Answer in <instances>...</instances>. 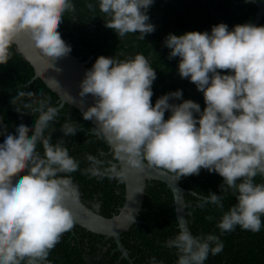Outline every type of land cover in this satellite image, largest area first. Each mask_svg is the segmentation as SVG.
Listing matches in <instances>:
<instances>
[{"label": "clouds", "instance_id": "clouds-1", "mask_svg": "<svg viewBox=\"0 0 264 264\" xmlns=\"http://www.w3.org/2000/svg\"><path fill=\"white\" fill-rule=\"evenodd\" d=\"M97 2L107 16L105 26L120 37L139 32L144 39L155 30L148 15L154 0ZM73 7L72 0H0V65L8 62L10 47L22 32L51 59L52 67L67 56L72 47L57 29ZM164 44L169 58L179 57L180 77L203 93L205 107L202 110L192 99L170 102L182 98V89L159 96L153 104L156 71L142 53L125 59L98 56L85 71L78 94L93 97L83 119L97 122L95 130L111 146L113 159H101L103 152L87 154V172L122 182L129 171L146 168L172 173L175 179L199 174L201 168L216 172L223 177L221 192L231 189L237 200L223 213L218 228L228 232L239 225L258 232L264 183L253 178L264 175V25L249 22L229 29L220 22L210 31L169 33ZM33 111L39 112L34 123L17 121L0 132V264H48L49 251L74 223L66 201L80 197L79 186L64 175L79 168L64 146V137L77 128L66 121L63 136L53 143L45 130L58 108L41 99ZM29 127L33 131L27 135ZM140 191L137 186L135 192ZM209 193L199 206L211 202L223 208L221 194ZM165 245L177 250V264H204L209 253L215 255L224 247L213 233L193 236L183 228ZM150 264L163 262L150 257Z\"/></svg>", "mask_w": 264, "mask_h": 264}, {"label": "trees", "instance_id": "trees-1", "mask_svg": "<svg viewBox=\"0 0 264 264\" xmlns=\"http://www.w3.org/2000/svg\"><path fill=\"white\" fill-rule=\"evenodd\" d=\"M260 0H154L148 8L150 22L155 30L145 34L127 33L120 37L115 30L105 26L107 16L101 12L97 0H72L74 7L65 12L58 27L61 37L72 47L71 53L82 61H89L91 68L100 55L116 56L125 59L136 53H142L156 71L153 81L154 104L156 99L176 89H182V98L170 102L180 103L183 99H192L205 107L203 93L187 78L178 73L179 57L169 58L170 49L164 40L169 33L183 34L187 31H210L211 26L224 22L231 29L236 24L253 23ZM91 3L92 8L88 5ZM259 25H264V16ZM10 59L0 65V132L12 128L17 121L34 123L39 116L38 101L46 99L52 106L59 104L57 96L45 83L34 79L32 66L23 59L14 45L10 47ZM227 72L228 70H218ZM19 90V91H17ZM170 113L165 112V119ZM71 121L77 128L72 136L64 137V146L69 154L79 161V168L66 173L79 186V199L90 209L110 218L119 212L125 197L124 184L105 176L99 178L87 172L89 161L87 154L99 156L108 161L113 159L112 150L95 127L83 119L75 108L65 104L58 109L56 118L49 123L45 135L51 133L52 142L63 136L61 126ZM33 129H26L30 135ZM37 150L43 154V146L37 143ZM23 174V170H18ZM172 174V173H171ZM174 175V174H173ZM175 176V175H174ZM180 185L195 195L185 194V208L189 212L187 220L193 236L213 233L223 241V250L215 255L209 253L206 264H264V215L258 232L246 230L237 225L234 230L221 232L217 223L223 213L237 203L231 189L221 192L223 182L216 172L201 168L199 174L180 177ZM255 183H264V177L255 176ZM239 182V181H238ZM226 187V186H225ZM209 192L221 194L224 207L219 208L211 202L200 207ZM99 201L100 207H94ZM139 223L122 234L121 242L127 250L133 264H150V257H156L163 264H177V250L165 245V241L179 233L178 222L173 206V195L167 186L159 181L146 183L145 196ZM48 264H129L120 257L113 239L87 232L75 226L73 232H64L59 242L49 251Z\"/></svg>", "mask_w": 264, "mask_h": 264}, {"label": "water", "instance_id": "water-1", "mask_svg": "<svg viewBox=\"0 0 264 264\" xmlns=\"http://www.w3.org/2000/svg\"><path fill=\"white\" fill-rule=\"evenodd\" d=\"M255 4L258 10L252 24L258 25L264 16V0L255 1ZM12 44L23 59L32 66L34 70L33 78L41 79L49 90L57 96L58 109L67 104L83 115V111L94 102L91 94L84 97H80L78 94L80 81L84 78L85 71L89 69L87 67L89 61H82L80 57L70 52L67 56L58 58L52 67L53 62L51 59L39 52L26 33L23 32L14 39ZM57 68L60 71H56ZM88 121L94 127H99L95 120ZM109 147L111 148L110 145ZM262 176L264 177V175ZM148 181H159L167 186L173 195V206L179 230L183 228L191 233L187 220L189 212L185 208L184 195H198L191 190L184 189L180 185L181 179H175L173 174L150 168H146L144 172L136 170L128 172L126 180L121 181L125 188L123 205L119 212L110 218L93 211L80 199L76 202L66 201V206L72 211L74 217L73 226L69 230L73 232L74 227L79 226L92 234L103 236L106 239H113L116 250L120 252V257L125 258L129 264H133L127 250L122 245L121 236L131 226L139 223L138 217L142 209ZM137 186L141 188L140 192H135ZM204 264L206 263L204 262Z\"/></svg>", "mask_w": 264, "mask_h": 264}]
</instances>
